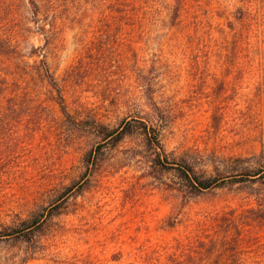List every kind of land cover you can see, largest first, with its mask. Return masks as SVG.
Listing matches in <instances>:
<instances>
[{"label":"rangeland","instance_id":"rangeland-1","mask_svg":"<svg viewBox=\"0 0 264 264\" xmlns=\"http://www.w3.org/2000/svg\"><path fill=\"white\" fill-rule=\"evenodd\" d=\"M56 2L62 17L47 54L58 79L64 82L90 49L109 51L114 63L105 75L120 78L119 107L113 100L107 109L97 106L85 84L81 100L88 102L77 112L99 111L111 124L117 113H148L152 80L156 100L173 112L163 135L166 149L177 163L189 158L201 173L219 167L226 183L190 195L150 165L138 134L106 143L96 172L59 201L63 212L48 221L39 243L0 241V263L205 264V258L207 264H264V186L245 176L264 164V0H183L178 11L176 0H148L136 23L111 27L98 26L99 14L85 12L78 0ZM32 9L29 0H0V28L13 32L30 64L40 59L32 56L34 48L44 45ZM250 15L257 20L250 22ZM36 83L48 97V87ZM80 89L67 86L73 114ZM49 115L53 133L42 138L49 151L37 180L57 170V183L23 186L8 178L0 222L49 205L84 171L82 157L97 138L74 130L57 106Z\"/></svg>","mask_w":264,"mask_h":264},{"label":"trees","instance_id":"trees-1","mask_svg":"<svg viewBox=\"0 0 264 264\" xmlns=\"http://www.w3.org/2000/svg\"><path fill=\"white\" fill-rule=\"evenodd\" d=\"M83 6H87L85 12L99 14L98 26H125L136 23L141 12L147 7L148 0H78ZM176 11L183 0H176ZM33 9L34 23L37 32L44 35V45L37 46L32 56L40 57L34 60L33 64L24 62L16 46L13 32L0 28V208L8 198L10 190L4 186L8 178L11 182L23 186L33 185L40 182V185H53L57 183V170L48 175L46 180H37L39 172H43V165L46 161L49 150L44 146L43 136L53 133L48 129L50 124L49 112L53 106H57L64 116V120L76 131L93 134L97 142L91 149L87 150L82 163L84 171L79 174L78 179H73L61 190V194L54 201L43 208L33 210L26 218L18 216V221L13 223L0 222V241L16 239L19 242L34 244L39 243V238L45 231V226L50 219L63 212L60 210L63 202H59L64 195L72 191L84 178L91 179L98 167V156L101 148L109 142L116 144L127 136L138 134L143 138L146 149L149 150L148 161L153 168L168 172L180 183L181 191L190 195L203 193L207 189L223 186L226 182L222 180L219 167L215 166V174L207 175L199 172L189 158L183 156L177 163L164 143L163 135L166 124L172 119V108H166L155 98V82L149 83L146 92L148 113L138 112L137 116L115 115L116 121L113 124L102 120L99 111L90 114L89 117L77 112L80 107H86L83 102V86H91L95 97L98 98V105L107 109L113 104L120 106V91L115 87L120 84V78L115 73L105 75L106 70L113 66L114 58L105 49H90L87 55L75 66L68 75V78L61 82L52 70L48 61L47 48L50 47L53 36L56 34L58 21L61 19L56 0H29ZM251 8H248V12ZM243 10V8H240ZM0 11V15H1ZM251 14V13H250ZM250 22L257 20L253 15L247 18ZM257 22V21H256ZM3 23V21H2ZM46 50H43L45 49ZM91 69L95 74H91ZM86 70L87 74H82ZM41 81L48 87V97H43L42 92L36 85ZM75 83L80 99L77 101L76 113L70 110L67 99V86ZM87 97V96H86ZM89 97V96H88ZM126 105V101L123 102ZM50 140V139H48ZM45 176V177H46ZM246 179L252 182H260L264 186V164L255 167L249 173H245ZM239 178L232 182L237 183ZM81 190H76L78 194ZM3 209H0L2 211ZM264 219V214L261 216ZM215 242V241H214ZM30 250L31 254L36 249ZM207 264L208 260H202ZM1 264V263H0ZM175 264H199L197 259L180 261Z\"/></svg>","mask_w":264,"mask_h":264}]
</instances>
